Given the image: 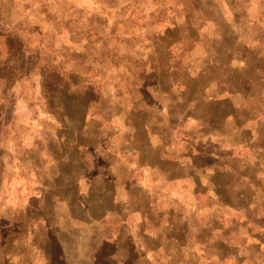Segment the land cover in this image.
Instances as JSON below:
<instances>
[{
  "label": "rangeland",
  "instance_id": "rangeland-1",
  "mask_svg": "<svg viewBox=\"0 0 264 264\" xmlns=\"http://www.w3.org/2000/svg\"><path fill=\"white\" fill-rule=\"evenodd\" d=\"M4 181L71 214L50 264H264V0H0Z\"/></svg>",
  "mask_w": 264,
  "mask_h": 264
},
{
  "label": "clouds",
  "instance_id": "clouds-1",
  "mask_svg": "<svg viewBox=\"0 0 264 264\" xmlns=\"http://www.w3.org/2000/svg\"><path fill=\"white\" fill-rule=\"evenodd\" d=\"M107 103L108 101L102 98L93 104L98 109H102ZM24 174L27 175V172ZM41 177L43 178L42 172ZM49 188L51 189L50 185ZM38 191L44 193L43 197L34 196L31 203L25 206L24 201L33 195V190L22 192L16 184L8 181H4L0 186V215L8 219L20 218L22 224L21 234L11 241L10 246L3 244V239L0 237V244H3V247H0V264H50L41 246L47 234L53 227L68 231L69 221L73 226L71 214L56 202L55 197H53V207L51 209L47 207V194L50 190L40 188ZM30 211L37 215H29ZM50 220L53 221L52 225L49 224Z\"/></svg>",
  "mask_w": 264,
  "mask_h": 264
},
{
  "label": "crops",
  "instance_id": "crops-1",
  "mask_svg": "<svg viewBox=\"0 0 264 264\" xmlns=\"http://www.w3.org/2000/svg\"><path fill=\"white\" fill-rule=\"evenodd\" d=\"M150 151H153V146H150L149 143H148L147 147H146V152H150ZM166 162H168V163H166ZM141 163H143V162H141ZM180 163H183V161H180L178 159V157H172V158H169L168 161H165L164 158L162 157V155H159L158 158L156 160H154L152 164L150 163L148 165H151L150 169H152V172L155 173L158 176V178H157L158 180H165V182H171V183L172 182H176L179 179L180 180H184L183 182H187V171H191L192 172V171H196V170H199V171L203 170V171L206 172V169H200V168H197V167H194V166L187 165V166H184V167L181 168V171H182L183 174L182 175L180 174L181 176L178 177L173 172V170H174L176 164H180ZM163 164H168L167 168H164ZM144 167H145V165H144ZM192 173L194 175L197 174V172H192ZM196 176L197 177H201V176H198V175H196ZM206 178H207V175H206ZM215 178H216V174L213 176V178H209V180H213ZM110 184L117 185V182L115 180H110ZM196 186L198 187L200 185L196 184ZM117 190H118L117 188H115V189H108L107 188L106 190H104L103 191V200L102 201L104 203H106V202L115 203L118 200L117 196L119 194V191H117Z\"/></svg>",
  "mask_w": 264,
  "mask_h": 264
},
{
  "label": "trees",
  "instance_id": "trees-1",
  "mask_svg": "<svg viewBox=\"0 0 264 264\" xmlns=\"http://www.w3.org/2000/svg\"><path fill=\"white\" fill-rule=\"evenodd\" d=\"M199 81H200V79H199ZM235 83H237L236 81H235ZM251 83V82H250ZM248 84H249V81L248 80H246V79H244V80H241L240 81V84H239V86H238V88H236V87H234V88H232V85L231 84H229V86H228V88H226V92H229V93H231V94H233V93H236V94H245L244 93V89L248 86ZM200 85V84H199ZM219 85H221V84H219ZM218 85V86H219ZM147 88L145 89V87H144V90H143V88H142V90L143 91H145L146 93H148V91H149V89L151 88V87H153V86H146ZM150 87V88H149ZM189 85L187 84V93H190V91H189ZM232 90H235V91H232ZM242 90H243V92H242ZM141 103L143 104V102L141 101V100H138L135 104H134V109H140V107H141ZM144 109V107H141V109L140 110H143ZM139 110V111H140ZM154 114V113H153ZM154 118H155V116H154ZM156 119V118H155ZM156 121H157V119H156ZM157 122H159L160 123V121H157ZM155 126V125H154ZM151 130H152V127H151ZM153 131V130H152ZM74 147L76 148V149H79L81 146H79V144H76V145H74ZM107 151H108V149H107ZM115 155V154H114ZM197 189H198V187H197ZM200 193V192H199ZM264 246V241H262V242H259L258 243V247L261 249L262 247Z\"/></svg>",
  "mask_w": 264,
  "mask_h": 264
}]
</instances>
